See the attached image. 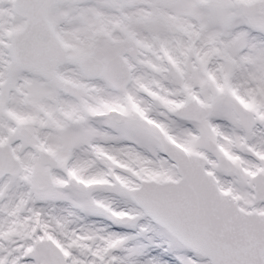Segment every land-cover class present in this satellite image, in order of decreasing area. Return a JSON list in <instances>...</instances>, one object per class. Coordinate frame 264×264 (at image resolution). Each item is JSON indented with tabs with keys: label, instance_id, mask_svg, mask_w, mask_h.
<instances>
[{
	"label": "rangeland",
	"instance_id": "374dc122",
	"mask_svg": "<svg viewBox=\"0 0 264 264\" xmlns=\"http://www.w3.org/2000/svg\"><path fill=\"white\" fill-rule=\"evenodd\" d=\"M82 1L92 3L85 11L95 27L104 10L117 11L124 2ZM133 1L146 2L153 9L145 32H152L156 40L154 56L131 65L132 81L123 91L111 88L105 76L77 101L39 76L27 77L22 90L12 87L0 105V141L14 144L24 170L5 178L0 188L17 185L27 217L40 210L42 227L48 228L53 218L71 236L70 244L77 251L70 264H108L110 258L115 264H210L149 219L128 190L138 187L140 179L180 178L162 150V140L169 139L203 154L207 170L241 207L264 213V201H254L245 181L264 172V0H257L262 14L251 17L237 6L238 0ZM191 95L215 104L204 123L175 113ZM232 99L257 111L255 130L245 131ZM104 109L111 110L105 117L89 113ZM140 118L149 122V128L139 126ZM82 119L86 123H79ZM24 126L37 142L17 143ZM210 140L218 149L210 146ZM41 147L55 152L56 164H41ZM250 148L261 154L260 162ZM221 154L235 161L244 180L220 168ZM88 182L98 187L87 191L82 183ZM12 200L10 194L8 202ZM134 214L135 221L127 225L116 221L117 216ZM38 223L36 218L28 221L29 234ZM8 262L7 254L0 251V264Z\"/></svg>",
	"mask_w": 264,
	"mask_h": 264
},
{
	"label": "water",
	"instance_id": "95a60500",
	"mask_svg": "<svg viewBox=\"0 0 264 264\" xmlns=\"http://www.w3.org/2000/svg\"><path fill=\"white\" fill-rule=\"evenodd\" d=\"M23 1L29 3L31 0ZM35 1L44 2V8L34 6L31 11L29 6L24 8L23 13L31 22L22 34V41L15 44L16 53L20 60H32L39 67L53 69L68 60L64 46L54 43L53 32L43 16L48 0ZM237 4L247 15L259 14L257 2L238 0ZM108 76L110 83L117 88H124L131 79L126 65L109 66ZM59 84L69 94L85 95V92H77L78 87L69 81L62 79ZM233 105L246 130L251 131L257 122L253 111L238 102ZM212 110L213 106L190 99L177 109V114L182 118L204 122ZM21 134L30 137L27 130H22ZM210 144L217 147L212 141ZM163 148L165 155L177 165L182 179L178 182L141 179L140 187L129 190L133 200L152 219L167 227L182 243L194 252L203 254L213 264H264V215L245 212L229 194L221 191L216 178L205 169L204 156L189 153L168 141L163 142ZM41 159L48 165L55 161L53 153L45 149L41 151ZM219 165L223 170L235 171L240 175V170L227 157L221 156ZM21 171L12 147L0 144V177ZM254 180L258 182L256 187H252L257 195L256 200H263L264 175L260 173ZM84 187L91 189L94 185ZM118 220L127 223L133 217H120ZM52 249L56 251V245Z\"/></svg>",
	"mask_w": 264,
	"mask_h": 264
},
{
	"label": "flooded vegetation",
	"instance_id": "af4514ba",
	"mask_svg": "<svg viewBox=\"0 0 264 264\" xmlns=\"http://www.w3.org/2000/svg\"><path fill=\"white\" fill-rule=\"evenodd\" d=\"M17 2V0H0V105L9 98L12 87L22 90L26 78L33 76L51 81L56 91L77 101L81 98L61 90L58 84L60 78L85 88L88 96L98 86L95 84L96 79L105 76L107 80L110 65L126 64L131 67L139 60L154 56L156 40L152 32H145L148 27L147 22L153 17V9L148 3L124 0L123 7L119 10L113 8L104 10L96 20L101 23L95 27L92 26V19L85 11V8L92 3L82 0H49L43 16L53 31L54 42H64L66 45L64 51L69 61L53 70H47L39 67L35 61L20 60L13 46L27 29L30 21L17 10V6H22L21 2ZM32 5L37 6L38 3ZM41 5L44 7L43 3ZM116 13L119 17L115 16ZM139 16H142L143 20L139 21L137 19ZM101 103H103L102 99ZM26 104L27 101L24 102V105ZM34 105L31 104L29 107L34 108ZM7 108L4 105V116ZM85 121L82 119L79 123H86ZM21 129L22 127L18 131L17 143L37 142L35 135L30 138L20 136ZM8 177L12 176L0 178V182ZM249 177V180H245L248 186L253 179L252 175ZM18 189L17 185L0 188V251L7 254L9 258L7 264H55L45 255H35L33 258L29 255V249L46 237L53 238L55 242L67 247V264H70V247L74 246L73 242L70 244L71 236L51 219L48 228L42 227L40 223L43 220V212L40 210L27 217L25 209L21 206V195L17 194ZM47 189L48 186L45 190ZM10 194L13 200L8 202ZM35 218L40 223L29 234L28 221L31 222ZM44 233L48 235L44 236Z\"/></svg>",
	"mask_w": 264,
	"mask_h": 264
},
{
	"label": "bare ground",
	"instance_id": "6f19581e",
	"mask_svg": "<svg viewBox=\"0 0 264 264\" xmlns=\"http://www.w3.org/2000/svg\"><path fill=\"white\" fill-rule=\"evenodd\" d=\"M139 122V126H141V125H146V127H148L149 128V126L147 125L149 122L147 121V120H143L142 118H140V120H138ZM120 150H122L123 148H121V147H118Z\"/></svg>",
	"mask_w": 264,
	"mask_h": 264
}]
</instances>
